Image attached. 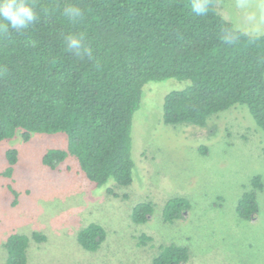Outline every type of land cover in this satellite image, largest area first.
Returning a JSON list of instances; mask_svg holds the SVG:
<instances>
[{
    "label": "trees",
    "instance_id": "16d2710c",
    "mask_svg": "<svg viewBox=\"0 0 264 264\" xmlns=\"http://www.w3.org/2000/svg\"><path fill=\"white\" fill-rule=\"evenodd\" d=\"M28 2L38 16L28 29L17 31L0 21V142L20 132L24 142L33 134L63 133L67 148L49 150L45 166L56 170L72 156L98 188L111 182L130 186L133 119L144 87L170 79L191 85L165 97V124L205 127L210 117L245 105L264 133V35L235 29L216 12L218 0ZM197 4L204 8L199 14ZM73 6L82 12L77 20L64 15ZM69 35L82 38L79 53L68 48ZM6 157L4 175L11 177L18 151L10 149ZM252 184L255 190L264 187L259 177ZM189 208L187 199H170L165 223L183 219ZM237 212L244 220L257 215L254 191L243 194ZM153 213L152 203H140L132 220L145 224ZM105 235L102 226L91 224L78 242L97 252ZM31 239L46 241L40 233L11 235L6 264H27ZM188 260L185 247L170 245L153 264Z\"/></svg>",
    "mask_w": 264,
    "mask_h": 264
},
{
    "label": "rangeland",
    "instance_id": "374dc122",
    "mask_svg": "<svg viewBox=\"0 0 264 264\" xmlns=\"http://www.w3.org/2000/svg\"><path fill=\"white\" fill-rule=\"evenodd\" d=\"M216 12L237 30L264 35V0H218ZM190 85L177 79L145 85L132 127L134 182L127 187L98 188L72 156L56 170L45 166L49 150L67 148L63 133L24 142L20 132L0 142V264L11 235L33 233L46 241L31 239L27 264H153L170 245L188 250L186 264H264V187L252 184L259 177L264 186V133L245 105L210 117L205 127L165 124V97ZM10 149L18 161L6 177ZM251 191L258 213L244 220L237 206ZM173 198L187 199L190 208L183 219L165 223L163 209ZM144 202L154 213L136 224L133 210ZM91 224L106 232L97 252L78 242Z\"/></svg>",
    "mask_w": 264,
    "mask_h": 264
},
{
    "label": "clouds",
    "instance_id": "9594fccd",
    "mask_svg": "<svg viewBox=\"0 0 264 264\" xmlns=\"http://www.w3.org/2000/svg\"><path fill=\"white\" fill-rule=\"evenodd\" d=\"M194 10L199 14L204 8L197 4ZM64 15L73 20H77L82 16V12L77 7H66ZM38 19L34 6L28 0H0V21L4 22L5 27L22 31L28 29ZM67 45L70 50L79 51L82 48V38L69 35Z\"/></svg>",
    "mask_w": 264,
    "mask_h": 264
},
{
    "label": "water",
    "instance_id": "95a60500",
    "mask_svg": "<svg viewBox=\"0 0 264 264\" xmlns=\"http://www.w3.org/2000/svg\"><path fill=\"white\" fill-rule=\"evenodd\" d=\"M186 215H187V214L184 212V216H186ZM252 219H254V217H252ZM252 219H251V220H252Z\"/></svg>",
    "mask_w": 264,
    "mask_h": 264
}]
</instances>
